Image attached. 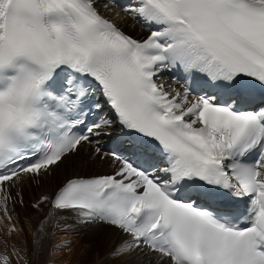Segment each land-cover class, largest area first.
Segmentation results:
<instances>
[{
    "label": "snow or ice",
    "instance_id": "obj_1",
    "mask_svg": "<svg viewBox=\"0 0 264 264\" xmlns=\"http://www.w3.org/2000/svg\"><path fill=\"white\" fill-rule=\"evenodd\" d=\"M128 18L147 35L124 31ZM165 72L185 84L170 88ZM105 138L117 147L106 151ZM86 145L111 171L36 200L50 208L33 233L35 264H56L49 249L69 247L45 243L72 230L66 213L118 230L106 257L119 264H264V0H0L8 236L20 231L9 204H23L12 189ZM13 256L33 264L15 249L0 264Z\"/></svg>",
    "mask_w": 264,
    "mask_h": 264
},
{
    "label": "bare ground",
    "instance_id": "obj_2",
    "mask_svg": "<svg viewBox=\"0 0 264 264\" xmlns=\"http://www.w3.org/2000/svg\"><path fill=\"white\" fill-rule=\"evenodd\" d=\"M115 11H120V9L117 8ZM112 15H114V12ZM121 27L136 38L147 35V30L131 18L121 22ZM115 130H118V127H114L112 132ZM106 143L107 139L105 138L102 141L104 148ZM91 151V147L86 145L81 149L79 155L70 157L59 168H54L52 174L43 177L40 182L25 181L18 188L12 189V195L16 201L19 200V197L16 196L17 191L23 197V204L19 202H10L9 204L14 222L20 231L8 236L3 224L0 223V251L7 250L11 253L14 249L18 250L21 256L32 260L35 264L36 257L32 255L33 233L36 231L39 220L48 212L50 205H42V211L34 209L31 205L42 194L51 195L68 178L76 175L110 172L111 168L107 161H101L99 158L89 159ZM17 203L19 206L15 205ZM65 215L68 217L69 224L72 225V230L67 232L58 231L55 236L46 240L45 243L46 245L52 243L63 244L65 241H71V243L68 248L49 249L47 257L50 258L54 254L56 264H119V261H112L106 257V253L110 248L121 239L118 230L106 225L79 226L73 222L70 213ZM12 259L13 264H16L17 258L13 256ZM153 259L155 258L153 257Z\"/></svg>",
    "mask_w": 264,
    "mask_h": 264
},
{
    "label": "rangeland",
    "instance_id": "obj_3",
    "mask_svg": "<svg viewBox=\"0 0 264 264\" xmlns=\"http://www.w3.org/2000/svg\"><path fill=\"white\" fill-rule=\"evenodd\" d=\"M27 195H28V193H27ZM15 205H16V206H19V204H18V203H17V204H15ZM32 205H33V204H32ZM32 205H31V206H32Z\"/></svg>",
    "mask_w": 264,
    "mask_h": 264
}]
</instances>
